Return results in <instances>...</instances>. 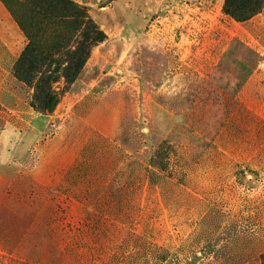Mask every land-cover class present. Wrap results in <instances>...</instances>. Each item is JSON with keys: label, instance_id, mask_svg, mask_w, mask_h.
<instances>
[{"label": "rangeland", "instance_id": "1", "mask_svg": "<svg viewBox=\"0 0 264 264\" xmlns=\"http://www.w3.org/2000/svg\"><path fill=\"white\" fill-rule=\"evenodd\" d=\"M71 1L101 40H36L57 44L37 67L57 78L51 114L14 76L28 42L0 2V264H264V19Z\"/></svg>", "mask_w": 264, "mask_h": 264}, {"label": "trees", "instance_id": "2", "mask_svg": "<svg viewBox=\"0 0 264 264\" xmlns=\"http://www.w3.org/2000/svg\"><path fill=\"white\" fill-rule=\"evenodd\" d=\"M0 2L28 42L13 67L14 76L27 85H33L35 94L31 108L51 114L58 103V95L52 87V83H55L57 78L53 79L48 75L37 78V75L41 74V70L37 67L53 62L47 56L43 58L40 52L43 49L54 50L57 44L44 46L36 40H75L77 36L85 40H101V34L91 23L84 26L85 8L71 0H0ZM263 10L264 0H223L222 3V13L239 24L250 21ZM87 55L80 49L67 54L68 58L65 60L67 67L62 70L66 82L72 83L78 79ZM34 72L35 77H33ZM148 181L150 184L154 183L153 174H149ZM88 218L100 221L98 218ZM70 257L72 261L78 260L76 253H70ZM92 259L91 256L90 260Z\"/></svg>", "mask_w": 264, "mask_h": 264}, {"label": "crops", "instance_id": "3", "mask_svg": "<svg viewBox=\"0 0 264 264\" xmlns=\"http://www.w3.org/2000/svg\"><path fill=\"white\" fill-rule=\"evenodd\" d=\"M219 3H220V5H222V3H223V0H219ZM259 16L262 18V19H264V12H263V14H259ZM257 17H258V15H257ZM254 18H256V17H254ZM254 18H252L250 21H248V22H251ZM247 23V22H246ZM6 200H7V192H5L3 195H0V209H2V205H4L5 206V208L8 210V205H7V202H6ZM4 201H5V204H4ZM1 249V248H0ZM2 250V249H1ZM0 250V251H1ZM3 251V250H2ZM1 251V252H2ZM4 253H6L5 251H4Z\"/></svg>", "mask_w": 264, "mask_h": 264}]
</instances>
